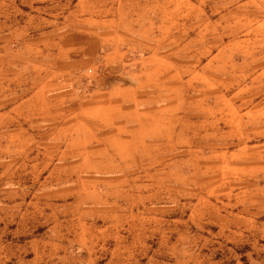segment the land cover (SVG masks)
I'll use <instances>...</instances> for the list:
<instances>
[{
  "label": "rangeland",
  "instance_id": "obj_1",
  "mask_svg": "<svg viewBox=\"0 0 264 264\" xmlns=\"http://www.w3.org/2000/svg\"><path fill=\"white\" fill-rule=\"evenodd\" d=\"M104 25L137 30L153 43L150 60L139 65L127 61L132 76L160 67V59L164 67L175 65L153 80L168 87L162 95L173 97L169 102L179 107L165 109L164 97L154 100L158 108L146 113L145 119L151 128L162 127V134L140 146L142 155L122 160L111 149L116 160L97 154L89 163L82 162L81 155L68 156L58 162L63 172L113 177L107 183L97 182L96 199L99 208L114 207L118 214L136 207L137 199L135 180H120L121 170L145 174L142 180L137 178L138 188L145 189L144 203L167 207L161 218L186 221L185 231L175 224L177 257L188 255L182 260L189 264H214L201 259L232 251L247 254L243 258L251 264H264V0H0V35L10 37L3 45L15 38L21 53L29 49L26 40L41 37L48 39L42 42L47 43L44 53H56L62 40L57 37L69 28L86 31ZM21 63L7 57L0 62V93L7 94L23 80L22 74L11 71L13 64L18 70ZM97 71L104 73L102 67ZM176 72L179 79H168ZM86 79L82 84L97 105L95 96L101 95L108 79L91 78L90 83ZM165 119L170 120L162 122ZM81 120L88 126L83 136L107 131L97 119L81 116ZM189 134L195 138L187 140ZM97 146L93 143L85 151ZM55 164L48 163L47 171H55ZM33 167L30 164L28 169ZM167 186L175 190H166ZM121 189L130 191L109 194ZM132 212L138 213L136 208ZM42 214V210L34 212L31 227L17 229L14 240L45 236ZM120 218L111 222L99 215L83 217L95 225L94 250L102 257L97 264H147L152 255L167 256L163 224L156 232L149 220H131L134 225L126 227L130 218ZM245 218L255 220L254 230L244 226ZM221 226L240 227L241 234L222 231ZM9 250L15 252L3 241L0 254ZM16 253L20 254L17 249Z\"/></svg>",
  "mask_w": 264,
  "mask_h": 264
},
{
  "label": "crops",
  "instance_id": "obj_2",
  "mask_svg": "<svg viewBox=\"0 0 264 264\" xmlns=\"http://www.w3.org/2000/svg\"><path fill=\"white\" fill-rule=\"evenodd\" d=\"M77 32H84L85 35ZM7 35L11 36L10 33ZM143 35L137 30H124L123 26L87 27L86 31L69 28L57 37L62 40L57 42L56 53H44L42 47L47 43L42 42L47 38L26 40L29 49L21 53L15 38L5 47L3 42L10 37L0 35V62L6 57L22 62L18 70L13 64L11 71L23 76V80L14 83L7 94L0 93V245L6 241L9 248L15 249V252L9 250L0 254V264H97L102 257L94 250L95 225L83 219L84 216L96 215L111 222L118 217L121 221L130 218L125 221L126 227L134 225L131 220L146 219L156 232L163 224L166 244L162 247L167 256L154 258L152 255L147 264H189L182 260L188 255L177 257L173 242L177 233L175 224L182 225L185 231L186 221L161 218L160 213L165 214L167 207L144 203L145 189L138 188L137 178L142 180L145 174L121 170L120 180H135L137 199L136 207L118 214L114 207L99 208L100 199H96L97 182L107 183L113 177L96 178L95 174L86 177L75 171L65 174L63 166L58 163L65 157L77 155L84 158L81 159L84 163H89L90 157L95 159L97 154L116 160L109 153L111 149L122 160L136 158L141 154L140 146L148 139L155 140L161 136L162 127L147 126L145 114L154 111L157 107L154 100L162 97L167 101L162 105L165 109L179 107V104L169 102L173 97L162 95L168 87L158 86L153 80L158 72H168L175 69V65L171 62V69L164 67L165 63L160 59V67L132 76L133 73L127 70L128 60L139 65L154 56L151 54L153 43ZM38 41L41 43L36 44ZM100 67L104 71L101 75L97 71ZM171 74L168 77L171 80L179 79L181 75L179 72ZM144 76H150V79L144 81ZM84 77L88 78L87 83L92 81L91 78L108 79L101 95L95 96L99 100L97 105L93 104V96L85 91L82 84ZM81 116L93 121L97 119L107 131L99 134L90 131V138L83 136L82 132L88 126ZM190 137L187 140L195 138ZM96 142L97 148L85 151ZM54 162L55 171L48 172L47 164ZM30 164L34 166L32 169H28ZM39 164L45 166L39 168ZM183 179L187 180V177L183 176ZM166 190H175V187L167 186ZM129 191L121 189L109 194L117 196L119 193L122 196L123 192ZM133 208L143 214L133 213ZM40 210L46 222L42 225L46 227L45 236L15 241L17 229H29L34 212ZM101 211L109 213L102 214ZM63 216L67 219H62ZM245 219L248 223L244 226L254 230L255 220ZM237 229L240 227H220L222 231L241 234ZM5 236L7 238L3 240ZM21 236L26 238V233ZM16 249L20 254L16 253ZM208 256L202 258L201 263L205 259L214 264H251L243 258L248 256L243 252L230 251L224 255L214 253Z\"/></svg>",
  "mask_w": 264,
  "mask_h": 264
}]
</instances>
